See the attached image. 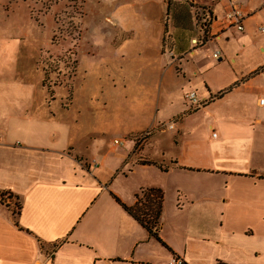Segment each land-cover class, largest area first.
Instances as JSON below:
<instances>
[{"label": "crops", "instance_id": "obj_1", "mask_svg": "<svg viewBox=\"0 0 264 264\" xmlns=\"http://www.w3.org/2000/svg\"><path fill=\"white\" fill-rule=\"evenodd\" d=\"M184 3L192 11L188 22L178 10ZM164 5L154 26L130 29L129 46L142 50L146 79L156 78L162 102L173 71L180 76L178 105L141 138L128 133L133 141L126 148L105 147V129L72 104L71 88L55 105V92L32 85V71L23 73L18 52L1 51L0 264L257 262L251 227L264 223V45L262 59L245 67L231 56L230 38L253 45L254 31L264 33V0ZM231 7L244 15L240 32L221 25ZM212 45L218 49L204 57ZM240 46L236 57L245 53ZM119 60L125 68L117 82L125 92L132 69L122 72L133 58ZM33 70L40 72L37 63ZM189 92L204 105L190 110ZM92 160L97 166L87 171ZM146 189L162 192L160 241L114 199L131 207Z\"/></svg>", "mask_w": 264, "mask_h": 264}, {"label": "rangeland", "instance_id": "obj_2", "mask_svg": "<svg viewBox=\"0 0 264 264\" xmlns=\"http://www.w3.org/2000/svg\"><path fill=\"white\" fill-rule=\"evenodd\" d=\"M178 8L188 22L191 19L188 14L192 13L190 5L184 3ZM164 11V0H0V53L16 50L23 73L32 71V85L54 91L55 105L59 104L58 97L64 98L67 88H71L72 104L84 106L87 122L105 129V147L110 149L117 139L126 148L133 141L128 133H139L141 138L145 129L156 126L155 121L160 122L178 105L180 76L176 80L178 76L173 71L174 83L162 102L156 78L154 82L146 79L147 62L137 55L142 50L137 52L129 46L130 29L154 26L156 15ZM174 11L171 4L170 14ZM261 26L264 27V22ZM230 40L231 56L237 64L251 67L262 59L260 45H264V33L254 31L250 40L253 45L246 44L245 39ZM241 44L246 45L245 53L236 57ZM214 48L218 49L216 45L206 46L201 54L210 59ZM126 56L132 57L133 63L122 73L132 69L133 79L131 87L128 83L124 92L117 79H120L119 69L125 68L118 64L119 59ZM36 63L39 73L33 70ZM165 136L170 138L171 134ZM83 167L88 171L90 165L86 163ZM5 199V196L1 198ZM12 203L15 207L18 201ZM251 229L259 241L255 264H264V223Z\"/></svg>", "mask_w": 264, "mask_h": 264}, {"label": "trees", "instance_id": "obj_3", "mask_svg": "<svg viewBox=\"0 0 264 264\" xmlns=\"http://www.w3.org/2000/svg\"><path fill=\"white\" fill-rule=\"evenodd\" d=\"M135 198V204L131 207H128L121 203L116 197H114L122 209L126 211L135 221H137L151 237L160 241L158 237V230L161 226L159 218L163 200L162 192L158 189L141 190V192L137 194ZM141 198L142 200H139ZM15 207L17 209L15 214H18L20 210L19 204L15 205ZM216 264L227 263L217 261Z\"/></svg>", "mask_w": 264, "mask_h": 264}, {"label": "built area", "instance_id": "obj_4", "mask_svg": "<svg viewBox=\"0 0 264 264\" xmlns=\"http://www.w3.org/2000/svg\"><path fill=\"white\" fill-rule=\"evenodd\" d=\"M211 1L213 3H222L227 0H211ZM243 19H244V15L241 13V11L236 7H231L225 12L224 16L222 17L221 25L225 28H234L240 32L243 30V25H242ZM261 31H264V29L261 28ZM219 55H220L219 51H215L213 52L212 57L213 59H218ZM184 100L190 104V110L198 109L201 106H203L205 103V102L199 101L196 98V95L194 92L186 93L184 95ZM259 102L260 104H264V99H260ZM0 142H1V138H0ZM113 144L119 147L123 145L122 141L120 140H114ZM89 165L95 168L97 166V162L95 160H92L91 162H89ZM168 264H183V262L180 258L175 257V258H172Z\"/></svg>", "mask_w": 264, "mask_h": 264}]
</instances>
